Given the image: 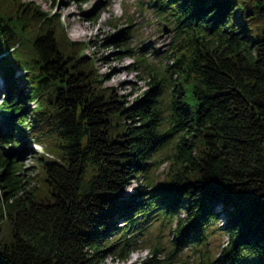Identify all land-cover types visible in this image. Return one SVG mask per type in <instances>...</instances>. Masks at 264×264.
Returning a JSON list of instances; mask_svg holds the SVG:
<instances>
[{
	"label": "trees",
	"instance_id": "1",
	"mask_svg": "<svg viewBox=\"0 0 264 264\" xmlns=\"http://www.w3.org/2000/svg\"><path fill=\"white\" fill-rule=\"evenodd\" d=\"M149 1L173 26L172 64L127 50L150 89L126 105L62 14L0 0V264H101L108 248L126 259L154 222L172 230L170 260L191 248L194 264H264V0ZM125 16L108 47L132 40ZM44 140L53 155L31 148ZM26 150L36 166L24 171ZM215 208L231 219L217 226Z\"/></svg>",
	"mask_w": 264,
	"mask_h": 264
},
{
	"label": "rangeland",
	"instance_id": "2",
	"mask_svg": "<svg viewBox=\"0 0 264 264\" xmlns=\"http://www.w3.org/2000/svg\"><path fill=\"white\" fill-rule=\"evenodd\" d=\"M25 1H35L46 12H58L63 15L70 36L76 41L89 42L90 45L86 49L84 57L86 59L91 57L99 59L97 67L104 75L103 82L113 87L116 90V95H123L124 99L122 101L126 105L143 97L150 89L147 80V67L145 64L138 62L136 57L128 56L126 54L127 50L134 51L136 56L138 54H147L149 62L152 63L172 64L168 57L172 55L170 44L175 32L171 25L156 16L149 0ZM66 1L68 3L64 5ZM126 11L134 21L133 26L129 29L133 38L127 47H117V45L108 47L109 39L114 37L116 29L121 30L129 26L127 17H124ZM237 16L239 17L240 13ZM92 18L94 19L90 20ZM119 18L123 19L114 25L115 19ZM167 31L169 33H166ZM118 67L119 69H117ZM23 73L24 71L20 72L19 70L18 72L16 70V84L27 94L30 91V86L27 84L26 78L23 77ZM7 89V83L5 82L4 84L2 81L0 83V101L6 95ZM25 102L28 103L26 106L28 109L35 106V103L29 100ZM2 122L3 117L0 116V123ZM40 144L42 146L37 143L33 144L31 148H37L41 152L50 153L51 155L56 150L53 147V143L48 140H44ZM19 159L22 160V169L24 171L36 166L34 158L29 155V150L24 151ZM168 167V163L161 164L160 168L154 171V178L157 180L164 179ZM138 186V180H132L125 189L123 197L132 196ZM214 211L219 213L218 208H215ZM227 211L228 214L224 211L216 216L217 226H221L231 219L229 212L233 211V209L231 208ZM184 214L185 212H182V215ZM144 225L142 224L140 227L142 228ZM173 240L174 235L168 224L162 225L159 222H154L144 230L141 242L130 252L126 259H119L118 255L115 254L116 250L111 251L108 248L106 258L101 264H144L148 258L153 257L152 249L159 244L163 247V252L159 254L156 260L158 264H194L198 258V253L191 248L180 252L173 260L169 259V252L174 246ZM227 242L228 237L226 234L223 232L221 234L217 233L211 238L210 247H212L213 252L217 253Z\"/></svg>",
	"mask_w": 264,
	"mask_h": 264
},
{
	"label": "bare ground",
	"instance_id": "3",
	"mask_svg": "<svg viewBox=\"0 0 264 264\" xmlns=\"http://www.w3.org/2000/svg\"><path fill=\"white\" fill-rule=\"evenodd\" d=\"M66 3H68V1H66V2L64 3V5H65ZM117 69H119V67H118ZM2 74H3V73H2Z\"/></svg>",
	"mask_w": 264,
	"mask_h": 264
}]
</instances>
